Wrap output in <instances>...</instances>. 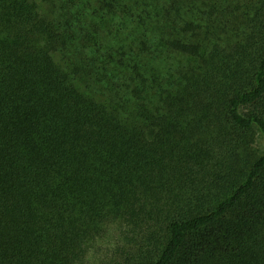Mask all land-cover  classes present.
Segmentation results:
<instances>
[{"label": "trees", "instance_id": "1", "mask_svg": "<svg viewBox=\"0 0 264 264\" xmlns=\"http://www.w3.org/2000/svg\"><path fill=\"white\" fill-rule=\"evenodd\" d=\"M0 264H264V0H0Z\"/></svg>", "mask_w": 264, "mask_h": 264}, {"label": "rangeland", "instance_id": "2", "mask_svg": "<svg viewBox=\"0 0 264 264\" xmlns=\"http://www.w3.org/2000/svg\"><path fill=\"white\" fill-rule=\"evenodd\" d=\"M39 5V4H38ZM41 6H42V4H41ZM56 60H57V58H56Z\"/></svg>", "mask_w": 264, "mask_h": 264}]
</instances>
